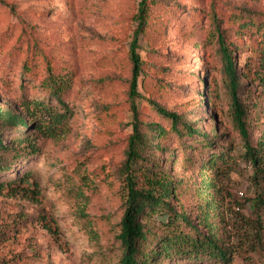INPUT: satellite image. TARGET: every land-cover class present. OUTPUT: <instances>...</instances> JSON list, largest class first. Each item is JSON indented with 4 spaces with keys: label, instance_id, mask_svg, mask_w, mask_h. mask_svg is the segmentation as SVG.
<instances>
[{
    "label": "rangeland",
    "instance_id": "rangeland-1",
    "mask_svg": "<svg viewBox=\"0 0 264 264\" xmlns=\"http://www.w3.org/2000/svg\"><path fill=\"white\" fill-rule=\"evenodd\" d=\"M139 1L6 0L16 5L14 13L0 3V106L25 116L23 100L50 98L43 59L33 73L22 69L25 54L17 48L18 37L30 25L35 34L23 44L31 49L37 42L57 73L66 75L70 89L65 99L74 112L65 135L39 140L40 153L0 173V264H119L127 193L121 168L132 133L133 101L149 134L147 159L174 180L172 208L183 210L190 222H183L182 229L199 226L206 232L210 225L222 244L235 249L237 264H264L262 254L249 251L260 188L251 163L241 155L217 33L219 26L231 42L239 96L256 102L252 79L264 73V0H150L153 19L163 20L165 27L151 38L140 37V95L131 98L129 49ZM152 101L182 115L186 126L173 129ZM257 117L254 138L264 127V108ZM160 127L163 146L154 151L160 138L152 128ZM189 127L198 128L202 137L187 133ZM3 133L9 134L7 127ZM209 139L213 149L205 145ZM229 147L234 149L232 167L218 174L208 160L212 152ZM0 156L7 162L11 153ZM26 171L38 186H30V195L19 185L3 186L13 173ZM154 218L164 221L166 214ZM172 257L174 264L185 263L175 253Z\"/></svg>",
    "mask_w": 264,
    "mask_h": 264
},
{
    "label": "trees",
    "instance_id": "trees-1",
    "mask_svg": "<svg viewBox=\"0 0 264 264\" xmlns=\"http://www.w3.org/2000/svg\"><path fill=\"white\" fill-rule=\"evenodd\" d=\"M0 3L5 7H10V11L12 10L14 13L16 9L14 3L6 2V0H0ZM149 3L150 0H140L135 14L137 26L129 49V57L133 65L131 98L140 95L141 81L139 82V78L144 66V60L139 54L140 37L151 38L152 34H160L165 27L163 20L153 19ZM217 33L225 72L229 77L232 121L239 131L243 143L241 155L251 163L252 179L260 188V194L254 201L258 218L254 225L251 222V228L255 227L256 235L249 251L253 254H262L264 257V214L262 213L264 210V188H261V184L264 183V127L260 130L257 138L253 137V127L259 125L257 113L264 108L262 105L264 73L258 72L252 79L253 84L256 85L254 91L256 102H252L250 98L239 96L241 84L234 65L233 51L230 48L231 42L227 40L219 26H217ZM34 34V26L28 25L18 37L17 48L25 54L22 69L24 73H33L34 68L39 69L38 61L43 59L47 70V77L43 81L46 83L50 98L48 100H23L20 106L25 111V116L14 112L13 109L0 106V155L11 153L7 162H2V156H0V173H9L19 159L40 153L39 140L58 139L65 135L74 116L73 108L65 99L70 89L66 75L60 76L57 73L56 68L51 64L49 54L37 42L31 49L23 44H29V38ZM21 40L22 43H20ZM35 61L37 64H34ZM152 104L161 117L171 121L173 129L178 131V125L181 123L186 126L182 115L167 110L155 101H152ZM131 109L133 113L132 133L127 141L126 159L121 168L127 193L123 203L124 212L118 234L123 246V256L119 264H168V260L169 264H174L176 263L172 257L174 253L183 257L185 263L181 264H237L234 261L235 249L222 244L212 226L205 225L206 232L201 231L199 226L191 228L189 232L182 229L183 222H188V218L183 210L177 213L172 208L171 199L173 197L177 199L174 180L159 169L160 165L150 163L147 159L149 150H152L149 144V134L147 136L143 130L144 123L135 101L131 103ZM6 127L9 134L3 133V129ZM153 129H156L157 136L160 138L153 147L155 151L163 146L161 138L165 134V130L161 127ZM17 130L19 133H16ZM214 130H217L216 126ZM188 132L202 137L198 128L189 127ZM7 135L10 136V139L6 141L4 136ZM204 141L208 149L214 148L215 142L212 139ZM233 150V147H229L223 148L220 152H212L208 160L211 169L213 168L218 174H227V169L232 167L229 162L234 158ZM31 175L27 171L23 176L13 173L10 180L3 186L12 188L19 185L24 195H30L34 192L30 186L34 185L35 189L38 187L37 184L30 183ZM25 184L28 187L23 186ZM214 199L216 201V196ZM162 212L166 214V220L156 221L154 217L158 213L163 214ZM247 223L250 224L249 221ZM189 224L190 222H188ZM151 238H156V241L150 242Z\"/></svg>",
    "mask_w": 264,
    "mask_h": 264
}]
</instances>
